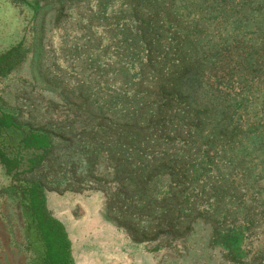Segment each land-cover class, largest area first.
<instances>
[{
	"label": "rangeland",
	"instance_id": "obj_1",
	"mask_svg": "<svg viewBox=\"0 0 264 264\" xmlns=\"http://www.w3.org/2000/svg\"><path fill=\"white\" fill-rule=\"evenodd\" d=\"M0 58V264L35 185L67 264H264V0H0Z\"/></svg>",
	"mask_w": 264,
	"mask_h": 264
},
{
	"label": "trees",
	"instance_id": "obj_2",
	"mask_svg": "<svg viewBox=\"0 0 264 264\" xmlns=\"http://www.w3.org/2000/svg\"><path fill=\"white\" fill-rule=\"evenodd\" d=\"M2 58H0L1 60ZM15 63L10 66L0 67V73L9 70ZM2 117L8 118L10 121L5 126H17L10 114L2 113ZM13 120V121H11ZM32 137L38 141L37 146H50L47 134L43 132H35ZM32 216L36 220V224L43 235L46 245L47 255H50L49 264H67L69 241L66 237L64 227L58 220L49 216L45 205V197L42 189L35 185L29 190Z\"/></svg>",
	"mask_w": 264,
	"mask_h": 264
}]
</instances>
